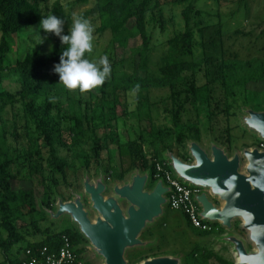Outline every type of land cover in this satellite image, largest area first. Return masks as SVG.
Returning a JSON list of instances; mask_svg holds the SVG:
<instances>
[{
  "label": "trees",
  "instance_id": "16d2710c",
  "mask_svg": "<svg viewBox=\"0 0 264 264\" xmlns=\"http://www.w3.org/2000/svg\"><path fill=\"white\" fill-rule=\"evenodd\" d=\"M88 1L79 0L81 3ZM94 1L93 8L80 17L97 19L95 33H109L112 53L128 48L129 56L137 64L130 75L111 78L101 86L80 92L67 90L52 71L53 65L59 63L60 53L66 45L61 44L59 37L51 33L47 39V43L51 44L50 52L44 53L41 47H37L26 51L21 57L11 58L16 50L17 35L38 25L41 18L48 16L43 14L40 5L46 0H0V115L6 109L13 110L16 104L20 105L22 111L19 125L13 122L6 124L0 118V264H21L20 254L26 249L47 247L55 250L61 235H66L74 246L82 244L83 247L76 252L83 257L87 242L77 229L67 227L57 231L51 222L50 227L43 230L39 227L40 221L48 219L40 204L52 209L55 202L56 194L52 201L48 195L56 187L54 175L66 180V173L73 166L74 161L69 163L61 155L62 152L71 154L73 159H81L86 171L91 165L100 168L111 181L123 182L134 170L149 172L152 178L154 163L149 164L142 156V147L151 151V157L159 162H164L163 153L167 151L186 161L187 142L200 143L201 120L211 125L216 113L226 119L230 116L231 106L227 101L230 73L238 71L242 65L236 61L221 62L216 72H210L207 67H203V59L189 60L193 48V32L189 27L193 11L191 3L181 11L183 30L166 41V53L161 58L158 74L154 76L148 73L151 42L147 33V17L153 22H156L157 15L158 19H162L159 0ZM174 1L180 3L186 0ZM52 8L50 15L62 19L63 24L68 23L62 34L69 33L72 24H69L61 4L55 3ZM130 20L134 23L128 27ZM262 33L264 35V27ZM135 40L139 44L129 47L130 42ZM85 55L87 57V53ZM111 60H115L114 57ZM247 66L250 64L247 63ZM138 71L141 73L138 74ZM213 73L215 75L209 79L208 75ZM9 76L13 77L19 88L15 95L3 88ZM244 77L243 83L250 82L257 86V89L245 93L247 108L264 111V62L256 65V69L248 71ZM213 84H219L221 88L217 100L211 94ZM156 88H167L169 95L162 102L161 114H156L153 119L150 90ZM60 91L65 97V109L58 100ZM82 93H87V97L84 98ZM128 93L134 96L139 122L145 119L148 127L139 126L136 140L121 142L112 124L118 119V98ZM161 116L172 130L175 148L166 144L167 134L165 126L160 123ZM99 130H102V135H99ZM228 138L229 130L225 128L222 135L214 137L212 141L230 152ZM110 146L116 147L120 170L111 168V158L103 165L102 154L108 152L109 157ZM17 182L28 183L30 188H14L13 183ZM47 182L50 186L46 185L44 196L38 204L34 189L44 187ZM26 222L33 229L30 235H41L39 241H26L20 234L19 230L26 226ZM187 224L197 237L211 235V232L193 229L188 221ZM20 245H23L22 250ZM154 255L131 256L127 261L128 264H136ZM211 258L226 264L212 252L199 247L184 257L183 264H208ZM84 264L92 263L85 261Z\"/></svg>",
  "mask_w": 264,
  "mask_h": 264
},
{
  "label": "rangeland",
  "instance_id": "374dc122",
  "mask_svg": "<svg viewBox=\"0 0 264 264\" xmlns=\"http://www.w3.org/2000/svg\"><path fill=\"white\" fill-rule=\"evenodd\" d=\"M55 3L61 4L65 16L69 18V24H72L73 18L82 15L87 10L93 8L95 1L89 0L86 3H81L79 0H46L41 2V9L43 14L50 15L52 6ZM193 6V11L190 16V30L193 32V48L192 56L189 60H204V66L207 67L210 72H216V69L221 62H240L242 66L238 71L230 73V87L228 91L227 101L231 106L229 111L230 116L226 119L222 115H213L212 124L209 125L204 119L199 124L200 131V145L206 148L210 141L214 137L222 135L223 130H229V141L231 151H240L244 147H252L261 143L256 135L248 132L240 123V116L243 115V110L246 109L244 97L246 91H253L257 89V86L253 83H243L245 75L248 71L256 69V65L264 62V35L262 33L264 24L262 20L264 17V0H186L175 2L174 0H159V4L162 12V19H158V15L153 22L149 19L147 22V33L150 38L151 52L149 55V74L156 76L157 70L161 66V58L166 53V41L175 34L183 30V20L181 18V11L189 4ZM162 20V21H161ZM91 26L93 27V51L91 54L87 53V57L98 61L101 57L106 56L110 61L113 57L115 60L110 61L111 72L105 79V82L111 78H120L123 75H130L134 72L136 61L130 57V50H115L112 53L110 44V35L108 32L96 34L95 29L98 25L97 19L88 18ZM133 20L128 21L127 26L133 25ZM68 23L63 24V30L68 27ZM50 33H45L43 30H39L37 25L20 32L16 37V50H14L11 58L21 57L26 51L35 50L37 47L42 48V52L49 51L51 44L47 43V39ZM43 37H47L40 43ZM139 44V41L135 40L130 42L129 47H134ZM247 63L250 66H247ZM205 71V70H204ZM141 72L138 71V74ZM215 73L208 75L211 79ZM202 81V79H201ZM3 88L11 95H15L19 92V88L14 82L13 77H8L3 83ZM211 94L214 100H217L221 94V88L219 84L212 85ZM169 92L167 88H156L150 90L151 104H153V119L156 114H161L162 102L167 98ZM84 98L87 97V93H82ZM64 94L62 91L58 92V100L62 108L65 109ZM135 102L133 94L120 95L117 101V113L118 119L113 122L112 126L118 135L121 142L134 141L139 135V126L141 128H147L148 122L142 119L139 122V118L135 110ZM214 106V105H213ZM0 118L8 122H13L15 125H19L22 120V111L20 105H14L13 110L6 109L4 113L0 115ZM160 123L165 126V133L167 134L166 144L171 148H175L172 130L169 124L163 118L160 117ZM99 135H102V130L98 131ZM224 139V137H223ZM23 143V141H21ZM16 148L17 145L15 144ZM223 147V146H222ZM226 149L225 147H223ZM110 156L108 152L102 154L103 165L109 158H111V168L120 170V162L118 152L115 146L109 147ZM151 151H147L142 147V156L149 162V164L159 162L151 157ZM61 155L65 157L69 163L73 162L72 169L67 171L66 180H63L60 175H54L56 187L53 192L49 193L50 201L54 194L69 197V190L80 186V179L86 171L83 167L82 160L79 158L73 159L72 155L67 152H62ZM165 153H163V156ZM188 161V156L187 160ZM165 165L168 164L164 158ZM100 168L91 165L88 170L93 177L97 175ZM104 171V167L102 168ZM169 169V167H168ZM153 181V178H151ZM109 180L106 182L109 186L112 184ZM46 185L50 186V183H45L44 187H38L34 189L36 202L39 204L46 191ZM70 185V186H69ZM77 185V186H75ZM14 188L29 189L28 183H13ZM79 188V187H78ZM67 219V220H66ZM53 228L57 231H61L67 227L75 228L68 218H61L56 222L50 221V219H43L39 223L40 230L50 227L51 223ZM26 226L19 230L26 241H39L41 235L38 233L30 235L33 229L29 227L28 222L24 223ZM216 231L211 232V235L204 237H197L192 229L187 224L186 217L180 211L170 210L166 205L164 207L163 216L158 219L152 226H149L140 236L141 240L154 241V244L144 249H137L130 251L126 254V259L131 256H142L144 254H169L182 258V264L184 263V257L189 254L195 247L208 250L218 256L226 264H235L234 254L231 251L229 245H224L216 241L215 237L223 235L226 231L218 224H211ZM219 232V234H218ZM239 237L246 239L245 232L239 229V222L234 223V231ZM23 245H20L21 249ZM22 250V249H21ZM20 250V251H21ZM85 252L83 257L85 261H89L92 264H101V260L94 257V255L84 247ZM134 254H133V253ZM22 256V252L20 257ZM138 256V257H139ZM1 259V256H0ZM208 264H220L215 259L211 258Z\"/></svg>",
  "mask_w": 264,
  "mask_h": 264
},
{
  "label": "water",
  "instance_id": "95a60500",
  "mask_svg": "<svg viewBox=\"0 0 264 264\" xmlns=\"http://www.w3.org/2000/svg\"><path fill=\"white\" fill-rule=\"evenodd\" d=\"M239 119L264 143V111L246 108ZM185 150L188 161L171 151L165 152L164 158L177 179L200 191L194 196L199 216L226 231L215 237L216 241L229 245L235 264H264V151L252 146L230 154L214 141L206 148L188 141ZM105 178L101 170L94 179L84 171L82 191L72 193L66 202L56 194L55 211L40 207L52 222L68 218L87 242L85 248L101 264H128V252L154 244L140 236L163 216L170 189L161 180L152 182L149 172L139 170L110 186ZM237 221L246 239L233 232ZM136 264H182V258L159 255Z\"/></svg>",
  "mask_w": 264,
  "mask_h": 264
},
{
  "label": "clouds",
  "instance_id": "9594fccd",
  "mask_svg": "<svg viewBox=\"0 0 264 264\" xmlns=\"http://www.w3.org/2000/svg\"><path fill=\"white\" fill-rule=\"evenodd\" d=\"M63 23L59 17L48 15L41 18L37 25L39 30L59 37L60 43L66 45L60 53L59 63L53 65L52 71L67 90L86 92L101 86L110 75L111 67L106 56L94 61L85 55L93 51L94 30L90 22L80 16L74 17L67 34H62ZM46 38L43 37L39 44Z\"/></svg>",
  "mask_w": 264,
  "mask_h": 264
},
{
  "label": "built area",
  "instance_id": "2783aa9c",
  "mask_svg": "<svg viewBox=\"0 0 264 264\" xmlns=\"http://www.w3.org/2000/svg\"><path fill=\"white\" fill-rule=\"evenodd\" d=\"M264 151V143L257 146ZM153 181L161 180L170 192L166 195V206L170 210L180 211L186 217L189 225L204 233L214 232L216 229L199 216V206L194 200V196L199 194V190L187 185L177 179L165 163L154 162ZM109 181L108 178L105 179ZM79 244L74 246L66 235L59 237V246L55 250L41 247L36 250L26 249L20 258L21 264H84V257H80L76 252L82 248Z\"/></svg>",
  "mask_w": 264,
  "mask_h": 264
},
{
  "label": "flooded vegetation",
  "instance_id": "af4514ba",
  "mask_svg": "<svg viewBox=\"0 0 264 264\" xmlns=\"http://www.w3.org/2000/svg\"><path fill=\"white\" fill-rule=\"evenodd\" d=\"M88 175L90 176V178L91 179H94L95 177H96V175L95 176H91L90 175V172H88ZM105 176V175H104ZM82 177H83V175H82ZM82 177H81V179H80V186H79V188H77V189H71V190H69V197L68 198H64L63 196L61 197L62 198V201H64V202H66V201H69V200H71L72 199V196H71V194L72 193H74V192H80V191H82V187H81V180H82ZM106 179V178H105ZM150 179H151V177H150ZM106 182V181H105ZM59 196V195H58ZM83 204H84V209L85 210H88V205H87V201H86V199L85 198H83ZM50 210H52V211H55L56 210V202H54V204L52 205V209H50ZM93 217V214L90 212V218H92ZM63 218H66V217H63ZM67 220V219H66ZM72 224V223H71ZM75 227V226H74ZM75 229H77L76 227H75ZM78 230V229H77ZM159 255H169V254H157V255H154V256H159ZM154 256H150V257H148V258H151V257H154ZM145 259H147V258H145ZM144 260V259H143Z\"/></svg>",
  "mask_w": 264,
  "mask_h": 264
}]
</instances>
